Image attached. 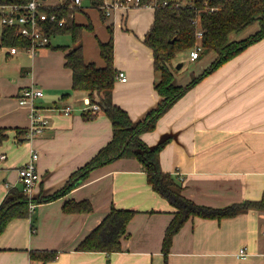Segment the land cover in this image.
<instances>
[{"label":"crops","instance_id":"obj_1","mask_svg":"<svg viewBox=\"0 0 264 264\" xmlns=\"http://www.w3.org/2000/svg\"><path fill=\"white\" fill-rule=\"evenodd\" d=\"M41 1L47 6L64 2ZM78 7L84 12L74 14L75 22L91 25L82 34L84 61L104 65L98 42L109 39L110 27L113 65L126 76V81L116 76L112 101L134 124L142 121L162 100L154 88L158 74L152 51L143 42L154 9L151 19L140 14L145 9H116L102 19L87 0H80ZM55 36L35 56L20 48L10 52L11 47H0V128L7 135L0 146V191L5 192L1 201L8 193L4 182L19 188L16 169L27 161L31 148L38 153L40 175L29 216L11 220L0 234V264H36L31 251H55L56 258L45 264H165L161 244L172 208L152 191L136 159H114L91 170L67 193L48 200L112 134L106 115L89 111L86 92L71 90L72 73L65 66L68 49L56 48L71 41L52 45ZM234 59L187 89L158 118L154 130L141 135L149 147L167 140L159 155L161 170L177 177L182 194L198 205L222 208L264 199V76H257L255 62L249 63L250 77L224 76L244 65ZM27 87L42 90L32 106L47 120L32 138L26 137L30 106L18 102ZM86 113L93 117L86 119ZM70 199L86 200L92 209L64 212L63 204ZM112 206L137 211L121 238V250H77ZM240 249L244 257L237 256ZM166 264H264V211L249 210L220 220L189 218L174 235Z\"/></svg>","mask_w":264,"mask_h":264},{"label":"trees","instance_id":"obj_2","mask_svg":"<svg viewBox=\"0 0 264 264\" xmlns=\"http://www.w3.org/2000/svg\"><path fill=\"white\" fill-rule=\"evenodd\" d=\"M29 0H0V6H16L19 10ZM92 8H96L100 17L104 19L101 5L103 0H87ZM151 0H141L149 3ZM168 5L154 8L153 20L145 33L143 42L152 51L154 71L160 76L154 88L162 97L161 102L150 110L142 121L133 123L127 112L114 104L111 98L117 71L113 65V38L109 27V39L98 42L100 56L104 61L102 67L93 62H85L82 53L83 30H91V25L76 23L74 14L84 12L75 6L72 0H64L62 4L45 5L40 10L48 15L53 14L55 20L45 21L43 28L50 38L55 35H69L70 45L56 46L67 50L65 66L71 70V90L84 91L89 103L97 104L111 123L112 134L110 140L102 146L95 155L83 166L74 171L65 185L48 200L56 198L70 191L82 182L89 172L97 167L117 158L136 159L145 174L146 182L156 194L165 199L172 208V218L167 224L161 253L164 263L171 247L174 235L189 219L199 217L203 219L230 218L249 210L264 211V199L244 200L222 208L198 205L182 194V185L178 178L160 167V151L166 144L164 140L153 147H149L141 135L154 130L156 121L183 94L201 79L225 64L249 45L264 38V0H167ZM181 3L174 6L175 3ZM63 19V23L60 21ZM257 24L258 29L250 36L231 40L232 34H239L249 26ZM0 31V47L29 46V40L23 37L17 26L2 25ZM201 31V38L196 32ZM196 44L201 45V51L213 52L216 57L206 70L198 76L192 75L185 87H177L172 83L173 77L168 69V60L175 53L192 49ZM86 119L92 118L91 113L84 114ZM23 132V131H20ZM25 132V131H24ZM3 128H0V146L6 138ZM64 212L84 213L92 207L86 200H67L62 207ZM137 211L130 208L111 207L102 220L78 243L77 250L89 252L112 253L121 250V238L127 234L126 226ZM153 212V211H151ZM29 216L28 199L20 188L11 189L0 202V234L13 219ZM55 251H31L32 263L45 264L54 260Z\"/></svg>","mask_w":264,"mask_h":264},{"label":"built area","instance_id":"obj_3","mask_svg":"<svg viewBox=\"0 0 264 264\" xmlns=\"http://www.w3.org/2000/svg\"><path fill=\"white\" fill-rule=\"evenodd\" d=\"M74 5H79L80 0H72ZM160 3L161 6L168 5L167 0H151L149 3H142L141 0H103L101 10L104 16L108 17L116 9L129 10L139 7H151L156 8ZM181 3L177 2L174 6H179ZM45 4L41 0H29L28 3L19 10L16 6H0V27L2 25L17 26L19 33L29 40V46L23 50L27 51L30 56H35L39 50L48 46L50 38L45 34L43 23L45 21L55 20L53 14L48 15L46 12L41 11L40 8ZM63 23V19L60 21ZM201 31L196 32V37L201 38ZM17 47H11L10 52H14ZM201 51V45L196 44L189 51V59L195 60L199 57ZM117 77L121 81H126V76L123 72L119 71ZM42 90L37 87H27L21 91L18 96V102L20 105H29L31 110V125L26 133L27 138L42 132L47 125V120L37 114L35 108L32 106V101L35 98L42 96ZM88 109L91 112H97L100 110L99 106L94 103L88 104ZM70 107L66 106L63 109L65 115L69 114ZM2 156H0V159ZM38 153L31 148L27 161L16 169L17 171V183L23 193L26 194L28 199V210L33 208L32 192L34 187L38 184L40 175L37 170ZM6 192H9L14 188L13 184L3 183ZM246 255L244 249H240L237 256L244 257Z\"/></svg>","mask_w":264,"mask_h":264},{"label":"rangeland","instance_id":"obj_4","mask_svg":"<svg viewBox=\"0 0 264 264\" xmlns=\"http://www.w3.org/2000/svg\"><path fill=\"white\" fill-rule=\"evenodd\" d=\"M56 1L61 2V0H56ZM84 7H86V6H84ZM134 9H140V10L145 9L144 11H141L140 14L148 15L149 19L152 18L153 8L151 9V8L139 7V8H132V9H129L126 11H131ZM101 22H102L101 23L102 27L106 26L105 21H101ZM257 29H258L257 24H253L239 34H232L230 36V39L231 40L244 39V38L250 36L251 34H253ZM124 32L126 34L131 33L130 31H124ZM91 36H93V35H91ZM69 41H70L69 35H57L54 38H51V44L52 45H58L61 43L66 44V42H69ZM255 45H259V46H256L257 49L255 51H252L251 47L255 46ZM189 51H190V49H186V50L177 52L167 62L168 69L171 72L172 77H173L172 83L177 87H185L190 82V79H191L193 74L195 76H198L200 73H202L204 70H206L208 68V66L211 64V62L216 57V55L213 52L200 51L199 57L197 59L191 61L189 59ZM238 55H240V56L238 58H236V60L234 59V57L232 59H234L233 61L238 60L239 63L242 62V64H244L240 68L241 70H237V72H234L235 70L234 71L233 70H230V71L227 70V71H225L224 76L236 77V75H238L239 77H242V78L243 77H250L251 69H250L249 63H251V62L257 63L256 69H255L257 76H264V38H262L261 40L255 42L251 45H249L247 48H245ZM238 55H236V56H238ZM232 59L228 60L227 62L231 61ZM178 65H180V66L178 67ZM157 74H158V79H159L160 73L157 72ZM18 187H19V185H18ZM4 195H5V192L0 191V201Z\"/></svg>","mask_w":264,"mask_h":264},{"label":"water","instance_id":"obj_5","mask_svg":"<svg viewBox=\"0 0 264 264\" xmlns=\"http://www.w3.org/2000/svg\"><path fill=\"white\" fill-rule=\"evenodd\" d=\"M180 65H178V67H179Z\"/></svg>","mask_w":264,"mask_h":264}]
</instances>
